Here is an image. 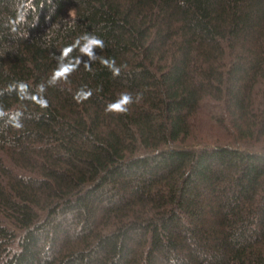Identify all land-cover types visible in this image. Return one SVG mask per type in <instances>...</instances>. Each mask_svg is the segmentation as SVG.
<instances>
[{"label":"trees","instance_id":"trees-1","mask_svg":"<svg viewBox=\"0 0 264 264\" xmlns=\"http://www.w3.org/2000/svg\"><path fill=\"white\" fill-rule=\"evenodd\" d=\"M0 107V264H264V0H0Z\"/></svg>","mask_w":264,"mask_h":264},{"label":"clouds","instance_id":"clouds-1","mask_svg":"<svg viewBox=\"0 0 264 264\" xmlns=\"http://www.w3.org/2000/svg\"><path fill=\"white\" fill-rule=\"evenodd\" d=\"M19 22H23V17H20L18 21L14 23H19ZM13 31L14 32L16 31L15 27H13ZM85 36L78 38L74 44H71L62 50L61 55L58 57L61 63L59 64L58 68L54 70L52 77L48 81L50 84H54L55 82H58L60 80L67 81L68 76L78 68L79 64L81 63V60L79 58H76L75 60L69 59L70 54L74 51L75 48L79 47L80 52L87 55L90 59L95 58L94 53H93L94 48L96 47H99L101 49L104 48L103 40L97 38L96 36H91V38L87 40V43L81 46V40ZM66 59H68L67 63L64 62ZM101 62L104 65L110 67L113 70L114 75H119L120 70L114 67L115 65L114 59L111 62L109 60L102 59ZM85 67H86V70H89V71L91 70L90 64L85 63ZM14 86L15 85H10L9 89H11ZM19 87H20V94H19L20 98L27 99L28 97L25 94H26L28 85L24 83H20ZM38 88H40L41 91H43V85H40ZM91 95H92L91 91L84 92L83 90H81L80 92L76 94L74 99H76L77 102H81L82 100L88 99ZM140 98L141 97L138 94L136 97V102H138ZM30 99L34 101L36 104H38L41 108H47L49 106L47 99H45L43 96L32 95ZM132 103H133L132 95L130 93H122L120 98L116 102L111 103L107 106L106 111L124 114L128 112V106ZM5 115H8V113H6L4 109L0 107V117H3ZM20 115L21 113H16L15 116L13 117L15 119V123L13 126L16 128H21L23 126L19 122Z\"/></svg>","mask_w":264,"mask_h":264}]
</instances>
